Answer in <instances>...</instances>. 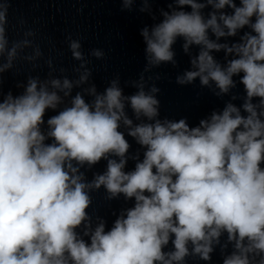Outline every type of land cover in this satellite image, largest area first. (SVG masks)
I'll use <instances>...</instances> for the list:
<instances>
[{
    "label": "clouds",
    "instance_id": "obj_1",
    "mask_svg": "<svg viewBox=\"0 0 264 264\" xmlns=\"http://www.w3.org/2000/svg\"><path fill=\"white\" fill-rule=\"evenodd\" d=\"M121 2L129 11L140 3L156 19L155 0ZM7 9L0 0V74L21 47H9ZM159 12L140 32L145 71L175 65L173 45L182 40L191 68L176 83L199 79L217 96L242 85L243 102L233 94L190 126L159 118L160 90L146 91L143 75L132 95L118 77L103 92L93 84L72 95L89 70L76 81L29 77L19 94L5 93L0 75V264H186L189 256L211 261L217 246L223 264H264V0H169ZM69 47L83 68L80 41ZM221 51L223 62L214 55ZM122 127L142 155H129ZM101 160L106 170L89 181L81 169ZM101 187L109 200L132 202L110 228L99 216L93 226L88 212Z\"/></svg>",
    "mask_w": 264,
    "mask_h": 264
}]
</instances>
